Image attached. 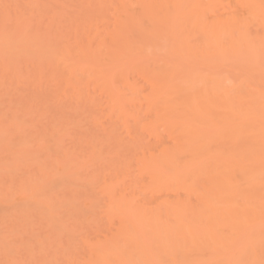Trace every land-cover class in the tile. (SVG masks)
<instances>
[{
    "label": "rangeland",
    "instance_id": "374dc122",
    "mask_svg": "<svg viewBox=\"0 0 264 264\" xmlns=\"http://www.w3.org/2000/svg\"><path fill=\"white\" fill-rule=\"evenodd\" d=\"M227 1L0 0V264H118L104 247L130 243L117 235L120 224L154 249L130 252L134 259L125 264H264V166L254 169L259 198L236 227L198 230L192 239L170 232L171 223V239L151 217H138L156 204L143 198L147 171L135 169L150 152L134 163L133 152L123 154L106 130L111 117L132 121L151 102L159 108L166 78L143 71L167 61H221L248 74L255 93L249 116L264 114L256 89H264V0L250 10V26L233 36L216 29L231 17ZM224 9L222 19L206 17ZM125 82L133 90L120 89ZM148 113L139 128L146 140L155 126L166 136L162 125L194 115L171 103ZM129 159L140 180L134 188L123 187ZM199 168L185 179L202 190L207 174L194 179L212 171ZM241 231V239L232 234ZM254 237L242 249L240 241Z\"/></svg>",
    "mask_w": 264,
    "mask_h": 264
},
{
    "label": "bare ground",
    "instance_id": "6f19581e",
    "mask_svg": "<svg viewBox=\"0 0 264 264\" xmlns=\"http://www.w3.org/2000/svg\"><path fill=\"white\" fill-rule=\"evenodd\" d=\"M262 3L260 0L227 1L226 7L230 8L228 13L231 17L220 21L216 29L228 36L241 35L246 23L248 27L250 26L247 21L250 10L262 8ZM226 13V9L221 12L211 11L206 17L218 20L215 19L216 16L222 19ZM167 62L164 66L159 64L161 67L148 66L147 70L143 71L166 78L163 80L164 95H158L159 108L157 104L151 102L147 105V113H139L140 115L132 121L126 117L117 119L111 117L106 128L114 143L121 149L125 148L123 154L133 152L134 157L126 155L133 158L134 163L150 152L148 156L142 158L141 170L137 167L135 169L141 172L140 175L145 174L142 171H147L149 177H146L149 179L150 187L149 193L144 192L143 198L156 204L148 208L149 210L140 208L144 211L140 212L138 217L142 221L151 217L150 220L166 232H169L171 223H174L176 226H173L170 232L179 231L183 238H192L198 230L211 231L224 224L236 227L244 216L253 211V203L259 198L256 194L253 196V190L263 186L255 182L254 169L264 166V114L249 116L255 96L251 91L252 80L248 74L234 71L221 61L205 60L197 67H189L178 61H171L170 64ZM168 81H171L169 86L166 85ZM126 86L129 87L123 85L120 89L124 87L133 90L135 84L130 85L127 82ZM120 89L117 95L119 100L122 99L121 103H126L123 106H126V98ZM256 89L259 94L258 105L264 109V89L261 87ZM112 99V102L116 101L114 96ZM169 103L189 107L194 115L185 114L183 117L180 116V119L162 125L160 128L166 136H163L155 126L151 133L147 134L146 140L147 136H142L139 128L146 125L148 112L151 109L163 111L168 108ZM129 104L132 109H142L141 104ZM93 109L95 112L96 108ZM102 115L105 114H101L100 117ZM95 119L97 117L93 118ZM258 143L260 147L255 148ZM131 159L127 165L125 164L127 179L122 180L123 187L127 188H134L140 181L137 180L138 177L131 175L130 169L134 170ZM200 166L212 171L211 173L202 169L194 179L199 181L202 173L207 174L205 182L210 183L204 185L202 190L195 185V181L185 179L194 176ZM163 215L164 219L159 218ZM135 232L138 237V230L120 224L117 235L130 243L122 246L117 244L111 248L104 247V251L113 255L118 264L132 261L134 259L130 254L132 251L145 255L148 248L152 253L153 248L146 247L133 238ZM170 232L171 239H174ZM232 234L240 239L245 235L243 231ZM243 240L245 242L240 241V245L242 243L241 247L245 249L250 241H255V237ZM112 242L116 244L118 240L114 239ZM165 250L169 251L168 248Z\"/></svg>",
    "mask_w": 264,
    "mask_h": 264
}]
</instances>
